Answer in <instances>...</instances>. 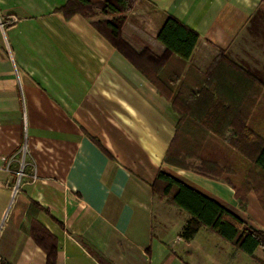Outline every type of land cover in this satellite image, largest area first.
Returning a JSON list of instances; mask_svg holds the SVG:
<instances>
[{
	"label": "crops",
	"instance_id": "0c3cea01",
	"mask_svg": "<svg viewBox=\"0 0 264 264\" xmlns=\"http://www.w3.org/2000/svg\"><path fill=\"white\" fill-rule=\"evenodd\" d=\"M67 1L0 0V258L47 264L38 223L57 241L55 264H98L83 242L112 264H264L262 249L254 262L206 229L179 238L188 217L153 195L160 170L262 231L264 211L254 193L242 210L228 185L164 162L171 103L87 20L58 12ZM138 11L123 34L138 50L161 52L173 16L200 38L190 81L223 51L264 87V0H139ZM250 125L264 134V91Z\"/></svg>",
	"mask_w": 264,
	"mask_h": 264
},
{
	"label": "trees",
	"instance_id": "16d2710c",
	"mask_svg": "<svg viewBox=\"0 0 264 264\" xmlns=\"http://www.w3.org/2000/svg\"><path fill=\"white\" fill-rule=\"evenodd\" d=\"M137 1L68 0L58 12L66 19L80 15L87 20L171 103L178 121L165 155L166 164L228 185L242 210L247 208L249 194L254 193L264 211V134L250 125L264 87H259V83L229 61L223 51L208 70L190 81L187 65L200 38L173 16L167 17L157 34L161 52L153 48L138 50L123 36L126 15ZM245 79L256 86L252 88L249 84L246 91L253 97L247 103L244 97L239 98L245 91L241 85ZM151 188L158 200L187 215L179 234L182 241L190 243L201 229H206L258 262L255 252L264 251V231L162 170ZM31 208L42 210L34 202ZM30 231L37 245L47 253V264H55V237L38 223ZM83 244L98 264H112ZM0 264L9 263L0 258Z\"/></svg>",
	"mask_w": 264,
	"mask_h": 264
},
{
	"label": "rangeland",
	"instance_id": "374dc122",
	"mask_svg": "<svg viewBox=\"0 0 264 264\" xmlns=\"http://www.w3.org/2000/svg\"><path fill=\"white\" fill-rule=\"evenodd\" d=\"M138 3H139V0L136 2L135 7L133 8V10H132L130 13H128V14L126 15L125 23H127L129 17H131V16H132V17H141V16H143L142 11H138V12H137V5H138ZM124 27H125V24H124V26H123V34H125V32H124ZM125 35H126V34H125ZM123 36H124V35H123ZM124 38H125V36H124ZM133 46H134V45H133ZM156 232H159L158 220H157V230H156ZM202 238H203V237H200V239H199V241H198L199 245L197 246V249H200L201 245L203 246V244H204ZM218 240H219V239H218ZM219 241H220V240H219ZM202 243H203V244H202ZM209 243H211V242H209ZM203 247L205 248L206 251H208L209 248H210L211 246L207 247V246L204 245ZM206 262H208V261H206Z\"/></svg>",
	"mask_w": 264,
	"mask_h": 264
},
{
	"label": "built area",
	"instance_id": "2783aa9c",
	"mask_svg": "<svg viewBox=\"0 0 264 264\" xmlns=\"http://www.w3.org/2000/svg\"><path fill=\"white\" fill-rule=\"evenodd\" d=\"M1 169H2V167H1V158H0V170ZM2 227H3V222L0 221V233H1Z\"/></svg>",
	"mask_w": 264,
	"mask_h": 264
}]
</instances>
